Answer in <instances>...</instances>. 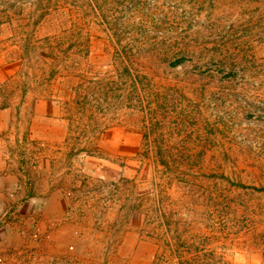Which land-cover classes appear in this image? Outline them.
Instances as JSON below:
<instances>
[{
  "label": "rangeland",
  "instance_id": "rangeland-1",
  "mask_svg": "<svg viewBox=\"0 0 264 264\" xmlns=\"http://www.w3.org/2000/svg\"><path fill=\"white\" fill-rule=\"evenodd\" d=\"M0 264H264V0H0Z\"/></svg>",
  "mask_w": 264,
  "mask_h": 264
},
{
  "label": "bare ground",
  "instance_id": "bare-ground-1",
  "mask_svg": "<svg viewBox=\"0 0 264 264\" xmlns=\"http://www.w3.org/2000/svg\"><path fill=\"white\" fill-rule=\"evenodd\" d=\"M90 224H91V223H90ZM90 224H89V225H90ZM89 228H90V227H89ZM92 228H93V227H92ZM92 228H91V229H92ZM95 231H96V230H95ZM87 234H88V233H87ZM84 235H85V234H84ZM96 236H98V235L96 234ZM85 240H86V239H85ZM88 240H89V238H88ZM88 240H87V241H88ZM88 242H89V241H88ZM92 242H93V241H92ZM82 243H83V242H82ZM82 243H81V244H82ZM93 243H94V242H93ZM97 243H98V242H97ZM85 244H86V243H85ZM85 244H84V245H85ZM100 244H101V243H100ZM65 246H66V245H65ZM85 246H86V245H85ZM68 247H69V246H68ZM79 247H80V246H79ZM86 248H87V247H86ZM94 250H98V248H97V249H94ZM92 251H93V250H92ZM95 253H96V252H95ZM66 254H67V253H66ZM86 254H87V253H86ZM88 254H89V253H88ZM88 254H87V255H88ZM92 254H93V253H92ZM63 255H64V254H63ZM72 255H73V254H72ZM95 255H96V254H95Z\"/></svg>",
  "mask_w": 264,
  "mask_h": 264
},
{
  "label": "crops",
  "instance_id": "crops-1",
  "mask_svg": "<svg viewBox=\"0 0 264 264\" xmlns=\"http://www.w3.org/2000/svg\"><path fill=\"white\" fill-rule=\"evenodd\" d=\"M55 121V120H54ZM56 122V121H55Z\"/></svg>",
  "mask_w": 264,
  "mask_h": 264
}]
</instances>
